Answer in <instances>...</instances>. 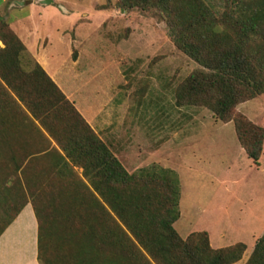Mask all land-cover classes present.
Listing matches in <instances>:
<instances>
[{"label":"trees","instance_id":"obj_1","mask_svg":"<svg viewBox=\"0 0 264 264\" xmlns=\"http://www.w3.org/2000/svg\"><path fill=\"white\" fill-rule=\"evenodd\" d=\"M119 0L155 12L198 68L176 90L180 107L234 121L258 166L264 128L236 107L264 94V0ZM0 237L31 204L40 264H235L246 245L214 249L208 232L182 238L176 172L129 173L61 88L0 17ZM55 143V145L53 144ZM246 264H264V235Z\"/></svg>","mask_w":264,"mask_h":264},{"label":"rangeland","instance_id":"obj_2","mask_svg":"<svg viewBox=\"0 0 264 264\" xmlns=\"http://www.w3.org/2000/svg\"><path fill=\"white\" fill-rule=\"evenodd\" d=\"M30 1L37 10L31 21ZM40 1L0 0V17L21 38L37 27L33 46L38 41L53 56L69 100L129 173L148 167L177 173L179 235L205 231L216 248L251 247L264 234V151L256 166L234 121L177 105L178 86L198 65L177 49L161 16L123 11L119 0ZM205 1L216 13L225 11L224 0ZM234 115L264 128V94L239 104Z\"/></svg>","mask_w":264,"mask_h":264},{"label":"crops","instance_id":"obj_3","mask_svg":"<svg viewBox=\"0 0 264 264\" xmlns=\"http://www.w3.org/2000/svg\"><path fill=\"white\" fill-rule=\"evenodd\" d=\"M34 4L35 3L29 5L30 8L27 19L30 21L34 18L35 14L37 13ZM64 10H65V14L71 13L68 12V10L66 9ZM100 14H104V13H100ZM105 16H107V14H105ZM34 31L36 33L38 32L37 27L35 29L29 28L27 31L29 33H26V35L23 36L22 38L15 31L14 32L23 41L28 51L37 60V62L43 67V69L48 73V75L61 88V90L65 93L67 98L71 100V97L68 95L67 91L63 87L64 85L60 82L61 74L59 73V71L61 70V68H57V66L53 65L54 62L53 56H50L46 52V47H41V49H39L38 41L36 43V46L35 47L33 46L34 43L33 41L30 40V37H31V33ZM70 41L72 43L71 39ZM60 67H62V64L60 65ZM78 110L86 119V121L90 124V126L94 129V131L99 135L96 126H94V124L84 116V114L80 109ZM53 144L55 145L54 142ZM263 235H261L258 239H256L251 247L245 244L247 247L246 252L242 260L237 263L246 264V262L248 261L250 255L252 254L256 246L257 241ZM210 243L212 248L220 249L213 246L211 237H210ZM222 248H226V247H222ZM0 264H40V262L38 261V221L31 204H28L23 209V211L16 218V220L9 226V228L0 237Z\"/></svg>","mask_w":264,"mask_h":264},{"label":"water","instance_id":"obj_4","mask_svg":"<svg viewBox=\"0 0 264 264\" xmlns=\"http://www.w3.org/2000/svg\"><path fill=\"white\" fill-rule=\"evenodd\" d=\"M16 3L19 5V6H21V7H23L24 6V2L23 1H16ZM53 3V0H41L40 2H39V4H41V5H48V4H52ZM31 4H33V2L32 1H30L29 3H28V5H31Z\"/></svg>","mask_w":264,"mask_h":264}]
</instances>
